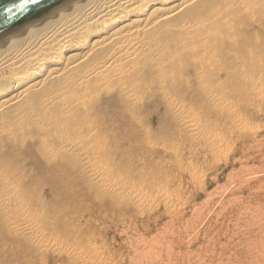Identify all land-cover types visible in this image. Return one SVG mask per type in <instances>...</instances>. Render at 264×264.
<instances>
[{
	"label": "bare ground",
	"instance_id": "1",
	"mask_svg": "<svg viewBox=\"0 0 264 264\" xmlns=\"http://www.w3.org/2000/svg\"><path fill=\"white\" fill-rule=\"evenodd\" d=\"M262 81L264 0H73L0 41V238L37 239L45 259L54 240L63 238L62 231L61 238L55 236L65 218L50 216L55 211L62 213L54 207V195L63 192L71 178H89L101 194L109 193V201L114 200L120 211L126 198L140 207L142 198L139 193L135 197L133 188L138 183L147 185L150 174L137 176L132 168L111 165L128 157L133 142L145 139L151 145L159 138H154L153 129L162 134L167 119L178 130L171 138L165 137L166 142L161 135L166 146L162 144L164 149L142 157L146 164L166 157L161 153L171 141L184 146L182 142L187 140V154H196L203 147L217 152L216 147L226 142L239 147L238 160L244 161V166L234 176L244 173L249 163L264 162V143L256 142V128L259 123L264 125V111L258 106L264 91L259 86ZM178 149L174 148L177 155L183 148ZM231 156L222 160L233 161L234 152ZM184 160L183 156L177 158L175 166L182 168ZM159 164L162 167V161ZM142 167L139 171L144 173L142 169L147 168ZM167 170L169 174L171 170ZM247 172L250 174V169ZM105 178L110 179L108 184ZM197 181L203 183V179ZM159 186L169 214L162 230L165 235L153 238L157 249L137 264H168L174 254L192 250L188 231L201 232L205 240L219 235L224 225L210 224L203 209L187 212L184 192L175 189L169 193V188ZM152 187L158 189L155 183ZM244 187L248 196L241 199ZM73 191L69 190L70 194ZM256 193L249 183L236 186L229 194H238L237 201L228 212L223 194L214 192L222 194L214 204L222 207L224 220H231L228 215L242 219L243 235L257 229L253 237L239 239L235 246L243 243L240 251L248 255L255 246L252 238L264 236L259 214L243 216L251 209L244 203ZM258 193L262 199L264 190ZM162 216L158 213L157 219ZM67 228L65 239L76 240ZM62 243L59 250L67 247ZM74 250L72 255L79 259L82 251Z\"/></svg>",
	"mask_w": 264,
	"mask_h": 264
},
{
	"label": "rangeland",
	"instance_id": "2",
	"mask_svg": "<svg viewBox=\"0 0 264 264\" xmlns=\"http://www.w3.org/2000/svg\"><path fill=\"white\" fill-rule=\"evenodd\" d=\"M259 84H260L259 86L261 89H262V87L264 88V81H262ZM260 88H259V90L262 91L263 89L261 90ZM262 92L264 93V91H262ZM262 92L260 94V99H259L260 102H259L258 106H259V109H262L264 111V94ZM155 130L156 129H153V131H152V134L155 132L153 134L154 138H155V136L156 137L159 136V138L161 139V140L159 138L153 139L152 142H154L155 145L151 142V145L153 144L151 146L147 142V140L144 139L141 141V139H139L138 142H140V143H137V142L134 143L133 142V144L128 148V152H127L128 157L126 155L123 159H121V161H123L122 162L123 164L122 163L120 164L121 161L120 162L116 161L113 163V165H111V167L114 166L113 168H120V169L132 168L133 171L134 170L136 171V172L134 171V173L137 176L138 175L139 176L145 175L148 177L149 174L151 176H153V180H152L150 175H149V178L146 179L149 186H148V184L144 185V187H145L144 188L140 183H138L136 185L137 188H136V186L133 188V193H135V197L137 195L136 193H139V197L141 196L140 198H142V199H139V202L141 203L140 207H135L134 206L135 203L134 202H132V203L128 202V200L126 198V199H124L125 207H124V209H122L120 211L119 208L116 209L114 200H113L114 202L111 200L109 201V197H110L109 193L107 192V193L101 194L100 191L96 189V186L93 185L92 181L89 182V180H90L89 178H87V179L86 178H71V179H69V182H66L67 188L63 189V192H59V194L54 195L55 200L57 201V203H55L54 207L57 209L59 208V210H61L62 213H59L60 211H55L53 213H50L51 218L63 215V217L66 219V220L65 219L62 220V222L65 221L64 222L65 224L63 223L62 226L58 225V227H57L59 230L56 232L55 237L59 239L62 237V234H63V238L60 239L61 241L60 240H57V241L54 240V243H55V244H53L54 247L52 246L50 248L48 254H44L45 255V259H44L43 254H42L44 252L40 251L41 250L40 249L41 244L38 241H36L37 239L33 238V240L31 239V240L25 241L24 239L18 238V237L17 238L16 237H13V238L6 237V239H5V237H1L0 243L2 245L0 244V253H2V254H0V264H106V262H107V264H134V263L137 264L139 262V260L146 259L150 253L154 252L157 249V247H156L157 243L155 242L156 239H153V238L158 239V238L165 235L164 233L162 235V230H164L165 226H167L166 223H168L169 214L167 212V208H165V206H164V200L165 199L162 198V196L160 194V190H159L160 186L159 185H161V187L169 188V190H168L169 193H170V191H174L175 189L179 190V192H181V191L184 192L183 193L184 198H185L186 202L188 203V206L186 207L187 212L191 211V210L193 211L194 209H197V208H200V209H203L204 218L206 217L210 224H214V223L215 224H218V223L221 224L222 222H224V225L221 228L222 230L220 231L219 235H217L216 237L215 236L207 237L205 240L201 239L202 238L201 232H199L198 234H195V231L194 232L188 231V234H187L188 240H192V243H191L192 250H190L189 252L179 253L180 255L174 254L172 260L171 261L167 260L166 263L168 262V264H170V262H171L174 264H183V263L184 264H189V263H191V264H264V236L259 234V235H257L258 237L252 238V241H253L252 243H255V246H253L254 250L251 251L250 255H248V253H246V252L242 253L240 251V249L242 248L241 245L243 243L241 245H239L238 247H235L237 245V243L239 242V239L241 240L243 238L246 239L247 236L248 237L252 236V235L254 236L257 233V229H256V233H249V234L245 233L243 235L245 228H242V227H244L243 223H245V222L240 218L239 219H236L235 217L232 218L230 215H228V216H229V218H231V220L227 222V220H224L225 217L223 216L224 211L222 210V207L219 208V206H215V204H214L216 202V200H218L219 197L223 194V196L225 198V202H226L224 207H225V209H228L227 211L229 212L230 210H232L231 208H233V206H235V203L237 201L236 198L238 196V194L230 195L229 192L232 189H234L236 186H243V185H246L247 183H249V184H251V186H254L256 188L257 193H256V196H254L253 200H251L250 198H247V200H246L247 202L244 204L251 206V209H247L246 211L248 213H245L243 216H245V217L249 216V215L251 216V213H252V215L259 214L260 216H259V218H257V220H260L259 222L264 223V199H263L264 194L262 195L263 198L261 199V197L259 196V193H258V191L264 190V180H262L264 178V174H262L263 170H264V162L260 161V162H255V163H249V165L244 168V170H245L244 173L237 174L236 176H234L235 172L237 170H240V168L242 166H244V161L239 162V160H240V155L238 153V151L240 150L239 147L236 148L232 142L222 143L223 145L216 147L218 149L217 152L216 151L213 152V150H214L213 148L208 149L205 147H203V148L201 147L202 149H200L196 154H192V153L188 152L194 158L193 160H191L190 155L186 153L187 151H189L188 146H186L189 144L188 140H187L186 142H182V145H184V146H181V143H178V141H174V142L171 141L169 144H167L166 152L164 151L161 153V155H163L165 153L166 157H164L162 159L159 158L160 160L157 159V157H156V159H157V160H155L156 164L155 163L152 165L146 164L147 162L144 160L145 157H148L153 152L159 151V149L161 150V148L164 147V146H162V144L163 145L165 144V146H166V143H162L164 141L163 139L165 137L171 138L172 135H174L177 132L178 127H175V124H173V123H171V125H170L169 119H167L166 125L164 126V128L162 130V132H163L162 134H160L161 132L159 133L158 129H157L158 131L156 130L157 132ZM256 130L258 131L257 137H256V142L258 141V143H261V142L264 143V125H263V123H259ZM153 135H151V137H153ZM161 135L163 136V139L161 138L162 137ZM166 141H168L167 138H165V142ZM193 141H195V140H193ZM141 142L144 144V146ZM157 144H158V146H157ZM196 145H197V143H196ZM196 145H195V147H196ZM250 146H252V145H250ZM256 146H257V144H256ZM158 147H160V148H158ZM168 148H169V150H168ZM174 148L175 149L179 148L180 150H181V148H183L182 149L183 151L181 150L182 152L179 151V154L180 153H182V154H180V155L178 154L179 155L178 156L176 151H174ZM196 148L199 149L200 147L197 146ZM248 148L249 147H246V149L243 148V150L247 151ZM162 149H164V148H162ZM197 149H196V151H197ZM256 149H257V147L255 148V150ZM143 150H144V152H143ZM146 151L151 152V153L146 154ZM200 151H202V152L200 153ZM203 152H204V154H203ZM232 152H234V154H235V156H234L235 159L233 161L227 160L228 161L227 162V161L222 160V157H224V158L227 157L228 159L233 157V156H231ZM140 153H142V154H140ZM143 153H144V155H143ZM170 154H171V156H170ZM180 156L181 157L183 156V160L185 159L184 161H182V163H183L182 168H178L175 166V160H177V158H181ZM203 156H206V157H203ZM140 157H141V159H140ZM153 157H154V155H153ZM188 158H189V160H187ZM169 159H170V161H169ZM138 160H139V162H138ZM215 160H218V161H215ZM157 161H159V162L157 163ZM161 161H162V164H161L162 167L159 164ZM188 161H190L191 165H189ZM132 162H134L135 165H133ZM173 162H174V164H173ZM140 163H142V164L140 165ZM168 163H170V164H168ZM214 163H217L216 164L217 168H213L212 165H214ZM131 164H132V166H131ZM144 164H146V165H144ZM171 164H173V166L177 170H175ZM231 164H232V166H230ZM133 166H135L134 169H133ZM141 166H144L148 170L142 169V172H144V173H141V171H139V170H141V168H140ZM144 167H142V168H144ZM184 168H185V170H184ZM247 168L250 169V171H251L250 174L253 173L255 175L248 174ZM167 169H170L172 172L169 171L170 173L167 174L168 173ZM149 170L152 173L148 172ZM138 171H139V173H138ZM174 172H176L175 176L173 175ZM119 173L122 174V172H119ZM123 173H125V172H123ZM124 175H125V177L127 176L126 173ZM228 175H232L233 177L231 179H228L227 178ZM121 176H123V175H121ZM104 177H107V176H104ZM118 177H119V175H118ZM169 177H170V179H169ZM256 177H257V180H256ZM107 179L105 178L104 181H106V183L108 184L109 183L108 181H110V179L109 180H107ZM199 179H201V180L203 179V183L197 181ZM159 180H160V182H159ZM149 181H151V182H149ZM179 182H181V183L177 184ZM154 183L157 187L159 186L158 189H156V190L154 189L155 191L151 190V188H150V186L152 187ZM94 184H96V183L94 182ZM175 184H177V185H175ZM199 184H202L200 189H199ZM68 185H70V186H68ZM179 185H180V187L181 186L182 187L180 188ZM231 185H232V187H231ZM171 186H174V187L171 189ZM68 187H69V189H68ZM70 187L71 188L73 187V188L70 189ZM75 187H77L78 190ZM143 188L145 190H143ZM149 189H150V192L148 191ZM243 189H245V190L241 196V199L242 198L244 199L248 196V191L246 190L247 187H244ZM66 190H68V191H66ZM69 190H70V192H71V190L72 191L75 190L76 192L73 191V193L70 194ZM151 191H153V192H151ZM214 192L217 194L218 193H222V194L217 195V194H214ZM61 193H62V196H61ZM152 193H153V196H152ZM56 196H58V197H56ZM145 197H147V198H145ZM142 200H145L146 202L142 201ZM107 201H109V202L107 203ZM142 202H143V204H142ZM144 202L146 205L144 204ZM67 203H68V205H67ZM239 203H241V202L239 201ZM177 205L175 204L174 207H176ZM203 205L205 208L203 207ZM66 209H68V210H66ZM174 209H175L174 210L175 212L178 211V207H176ZM138 210H140V211H138ZM69 213L74 218L77 216V214H78V217L80 215L81 216L79 218L76 217V219H74L72 216L69 215ZM158 213H163V216L160 220L157 219ZM66 214H67V216H66ZM50 216H48L49 219H50ZM189 216H186L185 218L188 219ZM243 216H240V217H243ZM72 218H73V221L75 220L76 222L74 221L72 223ZM185 218H184V220H186ZM67 219H68V221H67ZM80 219H81V221H80ZM247 220H248V218H247ZM69 221H71V222H69ZM177 223L181 224L182 221L177 222ZM195 224H198V222H196ZM65 225H67V226L65 227ZM145 225L149 229L148 233L146 232ZM67 227L70 230H72L71 232L75 233V235L77 236L76 240L72 241L70 239L68 240V238L65 239V228H67ZM70 227H72V229ZM142 227H144V228H142ZM223 229H225V230L223 231ZM61 231H62V234H61ZM54 234L55 233H53L51 235H54ZM230 234L232 236L233 235H238V236L237 237L235 236V238L233 236L231 238V240L227 239L228 237L231 236ZM198 238H200L199 241H197ZM16 240L17 241L19 240V241L17 242ZM87 241L89 243H87ZM62 242H64L65 246L67 245V247L62 248V249L60 248V250H59L58 249L60 247L59 244H63ZM226 242H227V244H229V242H230L229 246L226 245ZM137 244H139L140 246L139 245L136 246ZM196 244L200 245V246L198 247ZM222 245H224V246L222 247ZM69 247H70V250H69ZM195 248H197V249H195ZM29 249H30V251H29ZM74 249H77V252H79V250L83 252V253L79 252L80 253V256L78 257L79 259L75 258V255H72L75 251ZM204 249H205V251H204ZM237 250H239V251H237ZM67 251H71V254L67 253ZM45 252H46V250H45ZM192 252H193V254H192ZM183 253H184V255H183ZM40 254L43 258L40 256ZM12 255L14 256L13 258H11ZM58 255L59 256L64 255L63 256L64 258L59 257ZM151 255L152 254H150L149 256H151ZM39 257H41L42 259L40 258V260H39ZM165 259H167V258H165ZM121 260H123V261H121ZM135 260H137V261H135ZM185 261H189V263H185Z\"/></svg>",
	"mask_w": 264,
	"mask_h": 264
},
{
	"label": "water",
	"instance_id": "3",
	"mask_svg": "<svg viewBox=\"0 0 264 264\" xmlns=\"http://www.w3.org/2000/svg\"><path fill=\"white\" fill-rule=\"evenodd\" d=\"M71 1L73 0H29L25 7L20 8L18 5L22 0H0V41Z\"/></svg>",
	"mask_w": 264,
	"mask_h": 264
},
{
	"label": "snow or ice",
	"instance_id": "4",
	"mask_svg": "<svg viewBox=\"0 0 264 264\" xmlns=\"http://www.w3.org/2000/svg\"><path fill=\"white\" fill-rule=\"evenodd\" d=\"M29 0H22L21 4L18 5V7L23 8L28 4ZM8 11H11V9H8Z\"/></svg>",
	"mask_w": 264,
	"mask_h": 264
}]
</instances>
